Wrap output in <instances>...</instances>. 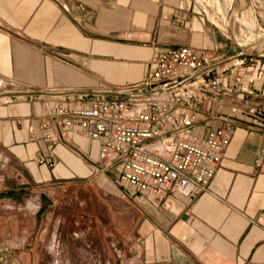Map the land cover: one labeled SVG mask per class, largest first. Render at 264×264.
I'll list each match as a JSON object with an SVG mask.
<instances>
[{
	"label": "crops",
	"instance_id": "1",
	"mask_svg": "<svg viewBox=\"0 0 264 264\" xmlns=\"http://www.w3.org/2000/svg\"><path fill=\"white\" fill-rule=\"evenodd\" d=\"M231 30L209 20L198 0H0V159L21 180L1 177L0 198L66 194L74 234L83 229L88 241L80 253L94 256L92 264H264V76L248 86V74L233 70L244 80L232 83L219 114L234 135L202 193L126 185L117 157L100 153L104 138L45 119L57 104L126 95L168 46L228 65L235 50L223 33ZM242 90L253 94L239 99ZM244 103L251 115L236 109ZM224 126L215 118L203 130ZM58 230L37 240L56 242ZM2 235L0 261L9 248L21 264H46L55 252L18 248Z\"/></svg>",
	"mask_w": 264,
	"mask_h": 264
},
{
	"label": "built area",
	"instance_id": "2",
	"mask_svg": "<svg viewBox=\"0 0 264 264\" xmlns=\"http://www.w3.org/2000/svg\"><path fill=\"white\" fill-rule=\"evenodd\" d=\"M227 63L191 46H168L155 69L126 95L93 104H57L45 119L60 131L104 138L100 153L117 157L120 181L126 185L141 191L207 192L235 131L233 122L219 114L235 88L232 83L240 87L244 80L233 70L248 74V86L264 76V60L253 54L240 52ZM252 94L242 90L239 99ZM243 105L236 109L251 115ZM215 118L228 126L204 131ZM7 252L0 264H21L11 248Z\"/></svg>",
	"mask_w": 264,
	"mask_h": 264
},
{
	"label": "rangeland",
	"instance_id": "3",
	"mask_svg": "<svg viewBox=\"0 0 264 264\" xmlns=\"http://www.w3.org/2000/svg\"><path fill=\"white\" fill-rule=\"evenodd\" d=\"M198 3L209 20L224 30L231 25V32L223 33L225 42L235 50L227 54L229 58L242 52L264 60V11L260 0H198ZM2 167L3 160L0 159V178L5 176V180L9 179L16 185L21 183L18 172ZM65 196L60 192L41 197L37 191H31L28 196L19 192L10 198H0V233L8 235V240L18 248H34L36 251L42 246L46 252L55 251L47 253L46 264H92L94 256L80 253L87 248L88 241L84 238L83 229H78L75 236L74 230L78 226L70 225L68 217L73 213L65 207ZM53 203L57 206H50ZM47 220L51 221L49 227L45 226ZM56 228H59L58 238L53 242L49 239ZM44 230L48 232L49 239L43 244L37 237Z\"/></svg>",
	"mask_w": 264,
	"mask_h": 264
},
{
	"label": "water",
	"instance_id": "4",
	"mask_svg": "<svg viewBox=\"0 0 264 264\" xmlns=\"http://www.w3.org/2000/svg\"><path fill=\"white\" fill-rule=\"evenodd\" d=\"M261 1V5L263 7V11H264V0H260Z\"/></svg>",
	"mask_w": 264,
	"mask_h": 264
}]
</instances>
